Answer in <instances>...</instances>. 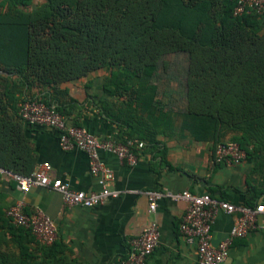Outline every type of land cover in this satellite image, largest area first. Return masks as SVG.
Instances as JSON below:
<instances>
[{"label": "trees", "instance_id": "16d2710c", "mask_svg": "<svg viewBox=\"0 0 264 264\" xmlns=\"http://www.w3.org/2000/svg\"><path fill=\"white\" fill-rule=\"evenodd\" d=\"M237 3L0 0V69L7 72L0 73V167L32 173L26 162L31 158L30 148L20 131V124H32L20 115V104L29 97L54 104L52 90L30 95L32 86L53 89L106 68L101 101L133 95L119 107L118 119L134 128L140 119L135 107L147 106L143 100L148 98L142 94L154 90L150 81L157 70L158 54L170 49L203 54L190 59L187 72V117L194 123V132L202 138L212 137L216 146L226 133L234 132L231 141L239 143L247 157L264 160V14L235 15ZM172 37L176 42L166 44ZM206 50L223 55L204 57ZM148 97L153 104L154 95L148 93ZM54 105L80 126L64 107ZM130 113L131 119L127 117ZM153 137L141 135L138 140L147 141L144 147L151 145L155 157L161 155L164 160V148ZM129 139H134L132 133H122L119 141ZM258 191L257 187L249 190L247 205L251 208L259 203L248 199H256ZM0 229L4 230L0 231V245L10 236L9 241L20 247L18 259L12 249L5 254L0 250V264H61L62 256L53 253L50 257L48 252L57 241L40 243L29 229L4 218L1 210ZM31 242L38 245L43 258L32 250Z\"/></svg>", "mask_w": 264, "mask_h": 264}, {"label": "crops", "instance_id": "0c3cea01", "mask_svg": "<svg viewBox=\"0 0 264 264\" xmlns=\"http://www.w3.org/2000/svg\"><path fill=\"white\" fill-rule=\"evenodd\" d=\"M0 73L7 75L2 69ZM107 75L106 69H100L55 85L53 89L32 86L29 93L38 95L46 89L52 90L54 104L64 107L71 119L100 138L119 141L122 133L127 135L130 132L134 139L129 140L139 143L145 141L138 140L139 136L148 138L154 134L153 138L164 148L165 159L161 155L155 157L149 144L140 151L139 160L134 165L123 163L110 152L101 151V159L114 172L109 185L120 191V195L92 207L68 205L61 193L45 187H35L25 193L0 174V210L7 219V209L24 201L26 210L41 208L50 215L57 223L58 239L48 252L50 257L53 253L62 256L61 264H123L129 253L130 240L153 221L158 223L161 235L146 264H198L196 245L188 243L180 231L188 203L165 196L158 201L156 211H151L148 191L158 189L178 193L187 189L199 194L210 192L212 196L238 207H249L247 196L252 187L260 189V193L258 191V197H249L248 201L264 202V160L246 156L240 163L215 161L214 139L198 136L194 132V123L187 117V73L184 76L156 74L152 78L150 83L154 90L142 94L148 98L143 100L147 106H134L140 117L134 121V128L118 119L119 107L123 108L124 102H129L133 95H115L101 101L102 82ZM172 77L176 80L175 90L169 89L166 83L167 80L173 82ZM160 79L163 80L159 82ZM148 93L154 95L153 104H150ZM131 116L132 113L127 117L131 119ZM20 126L30 148L31 158L26 162L32 172L47 161L52 166L51 175L62 177L73 188L87 192L100 189L97 177L90 171L87 154L79 149L63 150L59 130L44 125L27 126L26 123ZM234 135V132L226 133L223 141L232 140ZM240 215L239 210L217 213L213 224L215 245L228 235ZM258 224L245 236L233 241L229 257L223 264H264V213L258 216ZM9 237L6 236L0 250L4 254L13 250L18 259L20 247L9 241ZM30 245L40 258L44 257L35 242Z\"/></svg>", "mask_w": 264, "mask_h": 264}, {"label": "built area", "instance_id": "2783aa9c", "mask_svg": "<svg viewBox=\"0 0 264 264\" xmlns=\"http://www.w3.org/2000/svg\"><path fill=\"white\" fill-rule=\"evenodd\" d=\"M245 13L264 14V0H238L234 9L235 15ZM20 115L25 122L32 125H44L59 130V143L63 150L79 149L89 158L90 171L97 177L100 189L84 191L75 189L62 177L51 175L49 162L41 163L31 174H23L0 167V174L23 192L35 187H45L62 194L66 204L72 206L92 207L104 203L110 197H117L120 191L111 189L109 183L114 178L113 170L101 159L100 152L107 151L118 157L123 163L134 165L138 162L144 142H126L100 138L86 127L73 124L69 118L56 109L54 104L46 103L41 97L26 98L20 104ZM247 156L241 145L234 141H223L215 149V161L218 163H240ZM150 210L156 211L158 201L165 196L188 203L180 223V231L186 241L197 247L198 264H223L230 253V246L238 237L245 236L251 229L259 226L258 216L264 213V202L256 208L238 207L235 204L218 199L209 192L202 194L183 190L178 193L164 192L158 189L148 191ZM241 211L228 235L215 245L213 243V224L217 213ZM7 216L17 225L29 229L42 244L51 245L58 239L56 221L41 208L26 210L24 201L17 202L6 211ZM160 228L156 221L143 232L132 238L129 253L123 264H146L160 241Z\"/></svg>", "mask_w": 264, "mask_h": 264}, {"label": "rangeland", "instance_id": "374dc122", "mask_svg": "<svg viewBox=\"0 0 264 264\" xmlns=\"http://www.w3.org/2000/svg\"><path fill=\"white\" fill-rule=\"evenodd\" d=\"M169 45H171L172 43L176 42V39L174 37L170 38L169 40H165ZM163 53V54H162ZM161 54H158V59L156 61V65H157V70L155 71V75L156 74H166V75H180L182 74L183 76L185 75V73L188 72V70L186 71V69L189 67L187 66L190 59L192 58H198V56L203 57V54H201L199 51L196 50H165V52L163 51ZM199 53V54H198ZM220 55H223V53L221 54V52H215L212 54L211 51H205L204 57H210V58H214V57H218ZM237 57L238 54L236 55ZM242 57V56H241ZM100 69H106V68H100ZM97 69V70H100ZM95 70V71H97ZM107 70V69H106ZM94 72V71H92ZM90 72V73H92ZM89 73V74H90ZM154 75V76H155ZM174 77H172L171 79H173ZM163 79H160V81H162ZM183 80V78H182ZM175 78L172 81H168L167 80V84L169 89L172 88V90H175Z\"/></svg>", "mask_w": 264, "mask_h": 264}]
</instances>
